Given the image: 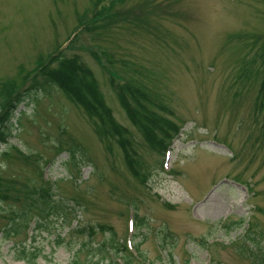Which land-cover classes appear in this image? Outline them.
I'll return each instance as SVG.
<instances>
[{
  "label": "rangeland",
  "instance_id": "1",
  "mask_svg": "<svg viewBox=\"0 0 264 264\" xmlns=\"http://www.w3.org/2000/svg\"><path fill=\"white\" fill-rule=\"evenodd\" d=\"M83 11L86 22L78 18ZM103 18L108 19L104 27ZM257 38H264V0H0V83L13 81L18 90L37 86L17 111L19 127L0 142L1 187L12 197L21 193V201L27 179L38 181L50 162L45 181L50 187L55 181L53 192L67 202L82 203L85 209L76 222L96 226L91 245L109 239L107 228L114 231V240L126 239L131 202L147 222L138 238L150 260L159 254L152 231L159 235L165 228L174 236L176 264L186 259V264H260L252 253L249 257L232 245L247 228L264 239L259 65L251 75L240 76L245 61H253L249 48L258 46ZM64 60L98 111L107 115L104 125L123 127L121 135L97 131L98 116L89 111V117L84 95L69 92L71 98L63 86L71 89L69 79L62 84L45 77H52ZM123 83L128 95L136 86L146 92L145 112L153 110L170 135L180 128L173 149L160 154L127 116L117 88ZM162 127H157V138L165 135ZM70 144L82 145L88 157L76 188L72 176L77 171L68 173L61 164ZM6 146L10 153L4 156ZM230 178L245 185L234 187ZM19 205L0 204V264H24L15 257L21 248L28 255L38 251L36 264H67L74 258L77 264H91L90 251L72 246L82 235H70L61 219L52 222V234L32 230L27 237L20 228L6 239L4 227ZM238 220L241 225L231 224L229 233L219 227ZM56 233L63 241L51 247ZM203 236H209L206 248L198 244Z\"/></svg>",
  "mask_w": 264,
  "mask_h": 264
},
{
  "label": "trees",
  "instance_id": "2",
  "mask_svg": "<svg viewBox=\"0 0 264 264\" xmlns=\"http://www.w3.org/2000/svg\"><path fill=\"white\" fill-rule=\"evenodd\" d=\"M253 59L257 60L256 66L261 65L262 66V71L260 72L261 75V81H262V86L261 90L264 92V40H262L261 45L259 48L255 50V53L252 57ZM253 63V62H252ZM68 63L62 64L60 69H57L55 74H53V71L49 72L52 77H49L47 75V79L51 78L52 81H54L52 78H55L57 82L62 83L64 79L66 78L68 84L72 85L71 89L68 88L63 84V86L67 89V91L72 92L76 95V93L79 91L82 93L86 99V102L93 104V98L91 95L87 94V90L85 88H82V85H79V79L76 77V74L71 73L72 68L68 69L70 67V64L67 66ZM67 66V69L69 70V74L66 75L64 73L63 68ZM244 75L249 76V71L250 69L244 68ZM260 67H258L257 70H259ZM71 76V77H70ZM75 77L77 79H75ZM51 83V82H50ZM55 83V82H54ZM74 83H77L78 88H73ZM78 96V95H77ZM5 98H7L5 96ZM16 102L19 101V97L15 99ZM9 115L6 113V119H8ZM4 118L0 115V126L3 124ZM100 127V126H99ZM105 132L110 130V127L106 126L103 128ZM99 132L102 133L101 127L99 128ZM70 159L75 163L77 159H80L83 156V150L82 148H74V146H71L70 148ZM68 163V162H67ZM0 204L3 201H8L7 199L8 196L12 197L10 193L4 191V189L1 187L0 188ZM23 193H22V199L19 201V194L17 193L13 196L12 200L15 201L17 204L18 202L20 203V208L11 211V217H10V222L7 226H5L4 233H5V238H9L10 236L15 235L20 228H23V226L26 225V223L29 221V217L32 215L34 218V229L37 230L39 233L40 232H47L52 234L53 232L51 231L52 228V222L54 220H63V222H67V215L68 212H70L73 208L70 203L67 202L65 198H62L61 196L58 195L57 191L53 192L52 189L45 191L44 187L42 185H38L32 181H29L28 183L25 184V187L22 188ZM10 205V204H7ZM137 222H138V229L139 228H145V220L139 216H137ZM226 230H230L229 225H225ZM71 231V230H70ZM94 231V226H91L88 229H85L84 227L79 228V226L75 227L71 231V235H73L75 238H78L77 235H82L79 239L81 240H75L72 244L78 245L77 250H80L82 248H86V250L90 251L89 254V262L91 264H110L109 262L104 263V260L107 258L106 252L107 248L105 244H108L110 247H114V249H119V242L117 240H114V232L113 230H109V239L105 242H100L97 243L96 245H91L90 237L93 234ZM88 232V233H87ZM165 233V232H164ZM87 234V235H86ZM167 235H164V240L167 239ZM259 236L256 234L250 233L244 236V239H241L242 241L240 242V246L250 252H253V260L255 262H259L260 264H264V244H261L258 239ZM63 239L60 236L59 233H57L56 237V243H62ZM69 244V241L67 242ZM90 245L91 250L88 249L86 246ZM241 248V249H242ZM243 250V249H242ZM93 251V252H91ZM96 253H100L101 256L98 257L96 256ZM36 252H33L32 254L30 253L29 255L25 252L24 248H21L15 252L16 258L18 259H28L31 263H34V258L36 256ZM171 262H173V259L171 257V254L169 255ZM101 261V262H99ZM73 264H77L76 258L72 261ZM80 264H87V261L80 263Z\"/></svg>",
  "mask_w": 264,
  "mask_h": 264
},
{
  "label": "bare ground",
  "instance_id": "3",
  "mask_svg": "<svg viewBox=\"0 0 264 264\" xmlns=\"http://www.w3.org/2000/svg\"><path fill=\"white\" fill-rule=\"evenodd\" d=\"M13 113H14V110H12L11 114H13Z\"/></svg>",
  "mask_w": 264,
  "mask_h": 264
}]
</instances>
